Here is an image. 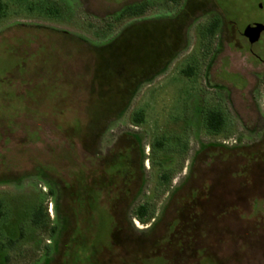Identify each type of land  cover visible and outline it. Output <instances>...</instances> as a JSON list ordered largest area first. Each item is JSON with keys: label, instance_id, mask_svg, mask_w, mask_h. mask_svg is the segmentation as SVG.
I'll use <instances>...</instances> for the list:
<instances>
[{"label": "rangeland", "instance_id": "374dc122", "mask_svg": "<svg viewBox=\"0 0 264 264\" xmlns=\"http://www.w3.org/2000/svg\"><path fill=\"white\" fill-rule=\"evenodd\" d=\"M2 1L0 264H264V0Z\"/></svg>", "mask_w": 264, "mask_h": 264}, {"label": "trees", "instance_id": "16d2710c", "mask_svg": "<svg viewBox=\"0 0 264 264\" xmlns=\"http://www.w3.org/2000/svg\"><path fill=\"white\" fill-rule=\"evenodd\" d=\"M147 7H148V1H140V2H135L132 4H128V5L123 7V9L120 11L118 17L123 18V17H133V16L142 15L146 11ZM4 14H5V3L2 0H0V19L3 17ZM219 23H220V20L212 21L209 24L208 31L206 30L207 33L215 34L218 30ZM110 75H111V79L113 81H118L114 74L111 73ZM152 78H154V77H152ZM142 82H144V81L143 80L140 81L139 84ZM127 107L128 106L126 105V106L117 108L116 109L118 111L117 116L118 117L121 116L122 113L127 109ZM97 112L104 113L105 109H102V110L97 109ZM144 119H145V113L143 110H138L133 115V121L136 123V125L142 124L144 122ZM224 121H225V119H224L222 112L212 111V112H209L207 114L206 125L208 126V128L211 131L218 133L223 128V126L225 124ZM162 177H163V179H166L167 174H164ZM1 214H2V201L0 200V215ZM135 214H136L137 219H139L141 222H145L150 215L149 206L146 203L140 204L137 207Z\"/></svg>", "mask_w": 264, "mask_h": 264}, {"label": "flooded vegetation", "instance_id": "af4514ba", "mask_svg": "<svg viewBox=\"0 0 264 264\" xmlns=\"http://www.w3.org/2000/svg\"><path fill=\"white\" fill-rule=\"evenodd\" d=\"M260 6H262V5H260ZM133 137H135L136 140H138V146L141 147V144H142L141 137L138 134H134ZM186 147H187V144L185 142H181L179 144V151H184L186 149ZM164 180H167V178L164 179ZM91 186L92 187H90L91 189H90V193H89V197L91 199L90 206L93 207V209H94V211H92L91 214H92L93 218H96L95 216H98L101 219L100 213L95 210L96 203L98 202L96 191L94 189V185H91ZM49 193H50V195L53 194L54 190L53 191L49 190ZM76 202L77 203L80 202V190H78V189H77ZM51 203L53 204L52 211L49 210V203L45 206L44 199L41 200L40 202L34 204V211H33L34 218H33V221H34L35 224H42L45 221V219L47 217V211H51V213H53L54 202H51ZM76 211H77V208H74L75 219H77V217H78ZM77 225H78L77 228H79V224H77Z\"/></svg>", "mask_w": 264, "mask_h": 264}, {"label": "water", "instance_id": "95a60500", "mask_svg": "<svg viewBox=\"0 0 264 264\" xmlns=\"http://www.w3.org/2000/svg\"><path fill=\"white\" fill-rule=\"evenodd\" d=\"M263 32H264V23L255 22L245 26L243 30V35L248 39L250 44H255L260 40Z\"/></svg>", "mask_w": 264, "mask_h": 264}, {"label": "built area", "instance_id": "2783aa9c", "mask_svg": "<svg viewBox=\"0 0 264 264\" xmlns=\"http://www.w3.org/2000/svg\"><path fill=\"white\" fill-rule=\"evenodd\" d=\"M224 143H228V142L224 141ZM52 207H53V204L51 203V207H50L51 211H52Z\"/></svg>", "mask_w": 264, "mask_h": 264}]
</instances>
